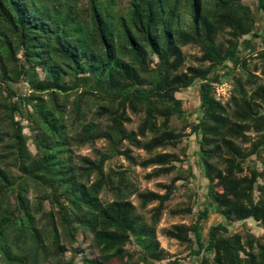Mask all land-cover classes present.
<instances>
[{
    "label": "trees",
    "instance_id": "1",
    "mask_svg": "<svg viewBox=\"0 0 264 264\" xmlns=\"http://www.w3.org/2000/svg\"><path fill=\"white\" fill-rule=\"evenodd\" d=\"M257 6L0 0V264H164L157 228L192 166L160 193L107 164L123 156L153 167L146 179L168 175L183 160L167 149L192 136L208 205L194 223L163 229L190 249L187 263L167 264H264V82L256 73L264 72V0ZM187 45L199 48L197 64H187ZM227 80L232 89L222 100L216 86ZM197 82L200 112L191 119L179 93ZM86 145L93 156L77 153ZM213 214L219 218L205 235L201 223ZM251 219L260 235L233 228Z\"/></svg>",
    "mask_w": 264,
    "mask_h": 264
},
{
    "label": "rangeland",
    "instance_id": "2",
    "mask_svg": "<svg viewBox=\"0 0 264 264\" xmlns=\"http://www.w3.org/2000/svg\"><path fill=\"white\" fill-rule=\"evenodd\" d=\"M249 1L252 3L253 8L256 9L258 12L257 0ZM258 29L264 35V15L262 14H259ZM221 36L227 37L228 35L226 33H223V35ZM183 49L187 55V64H197L198 62L196 61V56L201 55L199 48L196 46L187 45L184 46ZM256 73L261 75V79L264 82V72L258 70ZM216 87L217 98L226 100L229 97L230 91L232 89L231 81L227 80L222 84H217ZM179 96L183 99L184 107L189 112V115H191L190 118H197L200 112L199 110L201 103V92L199 89V82L195 83L193 86L187 89H184L181 93H179ZM133 119L134 121L129 124V127L135 128L138 125L140 118L133 116ZM172 122L173 125L177 127H180L182 125V121L178 117H174ZM24 132L29 133V129L26 128ZM103 144L104 141H99L97 143V146L101 147ZM29 147L33 152H36L35 145L32 141H29ZM197 149H199V144L197 143V139L194 136L185 139L179 145L178 148H168V151L178 152L183 161L178 163L179 169L177 171L153 179L145 178V175L150 172L153 167L142 168L140 166H130L129 162L123 156L116 157L107 164L108 168L123 165L125 168H128L131 176L137 181L141 189H151L160 193L165 192V189L162 187V184L170 183L172 178L180 172L187 174V172L190 171V165L192 166V170L194 173L193 176L190 177V180L187 183L181 185L180 188L174 192L172 198L166 203V208L163 212V217L157 228L158 237L161 242V245L168 251L169 254V258L163 262L164 264H167L170 260L172 261L174 259H179L182 263H187L189 261L190 249L187 247L186 244L181 243L177 239L165 236L163 233V229L178 223H185L187 225L194 223L196 221L197 211L199 210V208L208 205V198L206 192L207 184L204 178L202 160L195 153ZM134 151L135 154H140L144 157L148 156L147 153L141 149L134 148ZM77 153L83 155H94L93 148L90 145L78 148ZM132 199L133 202L137 206H139V200L135 196ZM155 205L156 203L150 204L147 209H150ZM189 206L193 208L194 212L186 214L172 213V210ZM139 210L149 215V213H147V210H142L140 209V207ZM218 218L219 217L217 215L213 214L208 220L203 221L201 223L202 230L205 235L207 234L206 232L209 226L212 223L216 222ZM233 228L235 230L243 232L246 230V228H250L257 235H260L263 232V229L258 225V223L252 219L248 220L245 223H236L234 224ZM82 237L83 236H81L80 239V245L85 248V253L91 254L93 248L91 246L90 238L88 236H85V239L82 240ZM79 259L80 257L77 258V260Z\"/></svg>",
    "mask_w": 264,
    "mask_h": 264
}]
</instances>
